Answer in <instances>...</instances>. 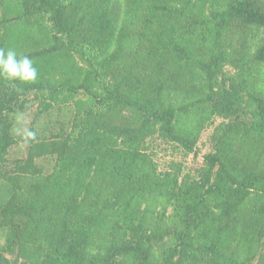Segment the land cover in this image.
<instances>
[{
    "label": "trees",
    "instance_id": "trees-1",
    "mask_svg": "<svg viewBox=\"0 0 264 264\" xmlns=\"http://www.w3.org/2000/svg\"><path fill=\"white\" fill-rule=\"evenodd\" d=\"M0 47V264H264V0H0Z\"/></svg>",
    "mask_w": 264,
    "mask_h": 264
},
{
    "label": "clouds",
    "instance_id": "clouds-1",
    "mask_svg": "<svg viewBox=\"0 0 264 264\" xmlns=\"http://www.w3.org/2000/svg\"><path fill=\"white\" fill-rule=\"evenodd\" d=\"M39 78L33 59L24 53H18L14 48L0 47V79L13 85L34 84ZM36 139L32 130L24 131V141L28 143Z\"/></svg>",
    "mask_w": 264,
    "mask_h": 264
},
{
    "label": "rangeland",
    "instance_id": "rangeland-1",
    "mask_svg": "<svg viewBox=\"0 0 264 264\" xmlns=\"http://www.w3.org/2000/svg\"><path fill=\"white\" fill-rule=\"evenodd\" d=\"M37 106H38V102L33 101L27 106L26 111L22 112V114L17 115L16 120H15V133L21 134V133H24V131L26 129H28L29 124L32 122V120L35 117V112L37 111ZM54 113L52 112V114H54V115H52L53 118H56L58 116V114H61L60 111H59V113H56V111H54ZM66 115L67 114H65L64 116H66ZM60 118H61V116H60ZM39 125H40L39 129L45 128V120L43 117H41V119H39ZM211 132H212V130L209 129V130H206L205 132H203V134L201 135L200 141L198 143V147L200 149V155L197 157V159H195L196 162L197 161L200 162L201 156L208 150L207 142H208V139L211 135ZM25 148L26 147L23 145L17 146V148H15L11 151V157L12 158H14V157H16V158L17 157L18 158L25 157V154H26ZM193 163H194L193 156L190 155L186 160V164L188 166H191V165H193ZM41 165H42V167H44L46 169L50 168V164L47 161H43L41 163ZM2 241H3V239L0 237V243Z\"/></svg>",
    "mask_w": 264,
    "mask_h": 264
}]
</instances>
